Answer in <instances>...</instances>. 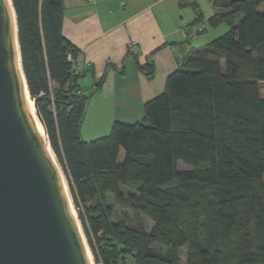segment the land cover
Wrapping results in <instances>:
<instances>
[{
	"label": "trees",
	"instance_id": "trees-1",
	"mask_svg": "<svg viewBox=\"0 0 264 264\" xmlns=\"http://www.w3.org/2000/svg\"><path fill=\"white\" fill-rule=\"evenodd\" d=\"M223 1L208 23L227 32L185 58L142 121L86 142L64 1L12 0L28 90L97 264H264V0ZM109 196L152 229L114 221Z\"/></svg>",
	"mask_w": 264,
	"mask_h": 264
},
{
	"label": "crops",
	"instance_id": "crops-1",
	"mask_svg": "<svg viewBox=\"0 0 264 264\" xmlns=\"http://www.w3.org/2000/svg\"><path fill=\"white\" fill-rule=\"evenodd\" d=\"M63 1V34L78 49L74 69L87 97L84 141L107 136L115 122H141L144 105L164 92L188 55L212 42L200 38L216 29L207 21L216 11L211 0L208 17L203 0ZM148 63L153 78L140 68Z\"/></svg>",
	"mask_w": 264,
	"mask_h": 264
},
{
	"label": "water",
	"instance_id": "water-1",
	"mask_svg": "<svg viewBox=\"0 0 264 264\" xmlns=\"http://www.w3.org/2000/svg\"><path fill=\"white\" fill-rule=\"evenodd\" d=\"M18 32L9 0H0V264H89L59 174L27 109Z\"/></svg>",
	"mask_w": 264,
	"mask_h": 264
},
{
	"label": "rangeland",
	"instance_id": "rangeland-1",
	"mask_svg": "<svg viewBox=\"0 0 264 264\" xmlns=\"http://www.w3.org/2000/svg\"><path fill=\"white\" fill-rule=\"evenodd\" d=\"M225 1H228V0H224L223 2H225ZM210 7H211V5L207 6V0H203L202 1L203 12H204V14L207 17L211 15V13H210L211 12V8ZM213 10H214V8H213ZM260 10L264 11V6H262L260 8ZM206 28L207 29L210 28L208 24L206 25ZM227 30H228V26L226 24H223V25L219 26L216 29L210 30V32L207 35H204L202 38H200V41L201 42H211L214 39H217L220 36H222L223 34H225L227 32ZM81 85L82 86H87V85H85L84 81L81 82ZM260 89H261V95L264 98V83H260ZM83 136L84 135L82 134L81 135L82 139H83ZM90 141H93V139L88 140L86 142H90ZM53 155H54V158L56 160V163L59 165L61 171L63 172V174L65 176V179H66V182H67V186H68L69 196L71 198V202H72L73 208L76 211V219H77V221L79 223V226L81 228V231H82V234L84 236L85 242H86V244H87V246L89 248V252H90V255L92 257V260L94 261V264H97L95 262V257L93 255V253H92V251H91V249H90V247L88 245L87 239L85 237V234H84V231H83V227H82L81 221L79 219L78 210H77V208H76V206H75V204L73 202V198H72V194H71V191H70V186H69L67 177H66V175L64 173V170H63L61 164L59 163V161H58V159H57V157H56L54 152H53ZM123 158H124V153L122 152L121 156H120V160L122 161ZM178 169L180 171H188V170L191 169V167H189L187 165H184L183 163L179 162L178 163ZM175 184H176V182H173V183L165 186V188L174 186ZM121 190H122V192H123L125 197H128L131 194H136L135 189L132 188V187H121ZM108 203L113 205L115 207V209H116L114 221H124L130 227L143 228L144 230H146L148 232L152 229L153 222L151 220H149L147 217H145L144 215H142L141 213H136V212H134V211H132V210H130L128 208L121 207L120 203L114 201V198L112 196H109ZM153 247L161 248L162 246L157 244V245H154ZM181 259H182V261L184 263L185 260H186V248H183L181 250Z\"/></svg>",
	"mask_w": 264,
	"mask_h": 264
},
{
	"label": "bare ground",
	"instance_id": "bare-ground-1",
	"mask_svg": "<svg viewBox=\"0 0 264 264\" xmlns=\"http://www.w3.org/2000/svg\"><path fill=\"white\" fill-rule=\"evenodd\" d=\"M9 2H10V5H11V13H12L13 19L15 21V26H16V14H15L14 8L12 7L11 0H9ZM16 47H17V51H18L19 69H20L21 76L23 78V89L25 91V100H26L27 109H28L29 114H30V116L32 118V121H33V124L35 126V129H36L37 133L44 140L45 144H47L48 153H49L51 159L53 160V163H54V165H55V167L57 169V172L59 174V177H60V180H61V183H62V186H63V190H64L65 196L67 198L69 210H70L71 214L73 215V218H75V221L77 222V226L79 228V232H80L81 237H82V241H83V244H84V247H85V252H86V255H87L88 262H89V264H94V261L92 260V257H91L90 252H89V248H88V246H87V244L85 242V239H84V236L82 234L81 228H80L79 223H78V221L76 219V211L73 208V205H72V202H71V198L69 196V191H68V186H67V182H66L65 176H64L63 172L61 171L59 165L56 163V160H55L54 155H53V150H52V148L50 146V143L47 140L46 129H45L44 125L42 124L41 120L39 119V117L37 115V110H36L35 104H34L33 100L31 99V96H30V93H29V90H28V86H27V83H26V78H25V75H24V72H23V69H22V63H21V56H20V49H19V45H18V40H16Z\"/></svg>",
	"mask_w": 264,
	"mask_h": 264
},
{
	"label": "built area",
	"instance_id": "built-area-1",
	"mask_svg": "<svg viewBox=\"0 0 264 264\" xmlns=\"http://www.w3.org/2000/svg\"><path fill=\"white\" fill-rule=\"evenodd\" d=\"M157 1H160V0H157Z\"/></svg>",
	"mask_w": 264,
	"mask_h": 264
}]
</instances>
